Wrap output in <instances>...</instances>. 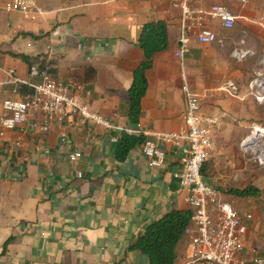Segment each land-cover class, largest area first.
I'll return each mask as SVG.
<instances>
[{"label": "crops", "instance_id": "obj_1", "mask_svg": "<svg viewBox=\"0 0 264 264\" xmlns=\"http://www.w3.org/2000/svg\"><path fill=\"white\" fill-rule=\"evenodd\" d=\"M0 0V116L6 98H22L30 64L13 54L38 57L52 72L82 90H91V108L105 127L72 114L50 131L35 127V116L0 138V264H150L130 246L166 213L189 208L182 186L181 148L158 134L184 126L182 63L191 87L202 96V114L220 117L204 177L243 214H252L243 253L247 264L264 263V212L257 201L222 190L254 184L264 190V169L242 151L253 123L264 125V103L248 94V82L264 54V0H196L195 8L226 3L237 16L233 29L214 25L225 44L193 40L182 60L175 55L179 11L168 0H36L28 12L8 11ZM165 20L170 46L156 54L147 71L148 90L139 123L128 117L129 88L144 59L139 39L144 24ZM59 28V34L54 31ZM235 47L250 50L239 60ZM244 98L219 90L229 80ZM127 130L156 140L166 152L151 166L134 147L121 162L114 137ZM67 133V142L61 135ZM82 157L71 161V152ZM81 174V175H80ZM7 246L5 248V244ZM189 238L180 246V264L191 262Z\"/></svg>", "mask_w": 264, "mask_h": 264}, {"label": "built area", "instance_id": "obj_2", "mask_svg": "<svg viewBox=\"0 0 264 264\" xmlns=\"http://www.w3.org/2000/svg\"><path fill=\"white\" fill-rule=\"evenodd\" d=\"M179 11L180 33L175 55L182 60L190 52L193 40L203 44H225V40L214 28L217 24L224 29H233L237 16L226 3L214 1L203 8H195L196 0H168ZM243 4L249 0H237ZM36 4V0H8V11L28 12ZM260 22L264 26V16ZM56 28L54 34H59ZM250 50L235 47L232 55L243 60ZM182 92L185 108L182 114L184 126L178 131L158 134L167 144L182 149L181 184L188 191L187 201L192 209V223L185 229L189 238L191 252L188 258L191 262L206 264H247L243 253L248 235V221L253 215L243 214L232 202L226 200L220 191L208 183L203 174V168L213 148V139L221 121L218 116L202 114V96L194 90L182 63ZM25 83L33 89L31 94L22 98H6L2 102L4 114L0 116V138L9 132L24 126L35 116L39 122H33L44 132L50 131L54 122H63L68 116L77 114L88 121H93L105 127H112L111 122L101 113L93 110L88 102L91 90L72 86L52 71L42 68L38 63L30 66V80ZM219 90L234 97L241 95L237 81L229 79L219 86ZM248 94L259 103H264V54L260 66L254 71L248 82ZM68 135L63 133L61 140L67 142ZM117 140V136L114 137ZM242 151L249 159L264 167V125L253 123L251 131L241 140ZM142 152L148 158L151 166H162L166 152L158 142L146 138L142 144ZM82 157L81 152L69 154L71 161ZM81 175V174H80ZM257 264H264L262 259Z\"/></svg>", "mask_w": 264, "mask_h": 264}, {"label": "trees", "instance_id": "obj_3", "mask_svg": "<svg viewBox=\"0 0 264 264\" xmlns=\"http://www.w3.org/2000/svg\"><path fill=\"white\" fill-rule=\"evenodd\" d=\"M139 45L144 51V59L135 68L133 82L129 88L128 117L132 123L140 122L142 99L146 95L149 86L147 71L152 68L156 54L170 46L167 22L165 20H156L144 24ZM13 55L22 58L30 65L38 63L42 68L48 69V65L41 63L38 57L22 53H14ZM48 70L52 71L51 68ZM19 90L23 95L33 92V89L25 84H21ZM145 140L146 138L143 135H136L123 130L117 138L115 151L117 159L124 162L128 158L130 151L137 145L143 144ZM207 163H209V160H207L202 170L204 174L207 171ZM208 167L214 169V163L210 162ZM228 193L257 202L264 195V191L254 184H250L245 188H230ZM262 210L264 209L262 208ZM192 215L193 211L190 208L186 210L175 209L166 213L160 219L150 223L145 233L130 246V249H137L146 254L150 264H180L182 256L180 246L188 238L185 234V229L192 223ZM6 246L7 243L5 248Z\"/></svg>", "mask_w": 264, "mask_h": 264}, {"label": "rangeland", "instance_id": "obj_4", "mask_svg": "<svg viewBox=\"0 0 264 264\" xmlns=\"http://www.w3.org/2000/svg\"><path fill=\"white\" fill-rule=\"evenodd\" d=\"M264 169V167H263ZM225 193H228V189L223 190ZM264 191V190H263ZM224 199L228 200L224 195H222ZM231 202V201H230ZM233 204V203H232ZM258 204L260 205V207H262L264 209V195L262 196V198L260 200H258ZM264 212V210H263Z\"/></svg>", "mask_w": 264, "mask_h": 264}]
</instances>
